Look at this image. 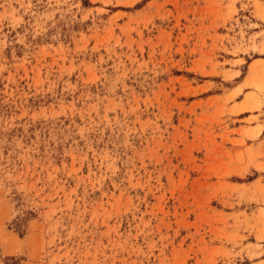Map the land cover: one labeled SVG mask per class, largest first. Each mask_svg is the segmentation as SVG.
<instances>
[{
    "label": "rangeland",
    "instance_id": "obj_1",
    "mask_svg": "<svg viewBox=\"0 0 264 264\" xmlns=\"http://www.w3.org/2000/svg\"><path fill=\"white\" fill-rule=\"evenodd\" d=\"M0 264H264V0H0Z\"/></svg>",
    "mask_w": 264,
    "mask_h": 264
}]
</instances>
